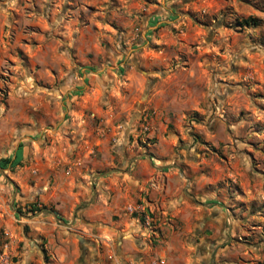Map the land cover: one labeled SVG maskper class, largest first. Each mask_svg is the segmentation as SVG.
Here are the masks:
<instances>
[{"label": "crops", "instance_id": "1", "mask_svg": "<svg viewBox=\"0 0 264 264\" xmlns=\"http://www.w3.org/2000/svg\"><path fill=\"white\" fill-rule=\"evenodd\" d=\"M162 4L140 33L124 36L130 47L81 64L56 52L58 65L28 73L6 97L8 15L0 12V253L8 264H264L216 201L220 164L195 158L204 156L197 137L215 145L209 136L218 132L192 121L211 112L215 83L202 59L211 51L195 53L193 34L172 35Z\"/></svg>", "mask_w": 264, "mask_h": 264}, {"label": "rangeland", "instance_id": "2", "mask_svg": "<svg viewBox=\"0 0 264 264\" xmlns=\"http://www.w3.org/2000/svg\"><path fill=\"white\" fill-rule=\"evenodd\" d=\"M163 1L172 35L184 42L193 34L195 53L211 51L202 57L215 83L211 112L192 121L218 132L209 136L215 145L197 137L204 156L195 158L220 164L216 201L230 210L249 255L264 259V0H0L10 55L2 94L42 65H58L56 52L81 64L130 47L124 36L140 33L148 11Z\"/></svg>", "mask_w": 264, "mask_h": 264}, {"label": "built area", "instance_id": "3", "mask_svg": "<svg viewBox=\"0 0 264 264\" xmlns=\"http://www.w3.org/2000/svg\"><path fill=\"white\" fill-rule=\"evenodd\" d=\"M145 129H147V126L145 127ZM38 208V204L37 203H32V204H29L27 207H26V210L29 212V211H32V210H36ZM8 254L6 253V249L4 248L3 251L0 253V264H8ZM162 264L161 261H153L151 264Z\"/></svg>", "mask_w": 264, "mask_h": 264}, {"label": "trees", "instance_id": "4", "mask_svg": "<svg viewBox=\"0 0 264 264\" xmlns=\"http://www.w3.org/2000/svg\"><path fill=\"white\" fill-rule=\"evenodd\" d=\"M245 22H247V21H245ZM0 168L4 169V167L2 165H0ZM32 212H35V210H32Z\"/></svg>", "mask_w": 264, "mask_h": 264}]
</instances>
